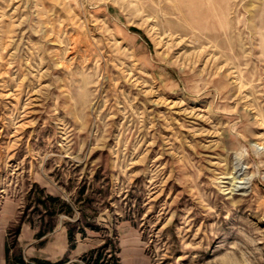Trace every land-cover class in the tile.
<instances>
[{
	"label": "rangeland",
	"instance_id": "1",
	"mask_svg": "<svg viewBox=\"0 0 264 264\" xmlns=\"http://www.w3.org/2000/svg\"><path fill=\"white\" fill-rule=\"evenodd\" d=\"M70 228L73 264H264V0H0V264Z\"/></svg>",
	"mask_w": 264,
	"mask_h": 264
},
{
	"label": "trees",
	"instance_id": "2",
	"mask_svg": "<svg viewBox=\"0 0 264 264\" xmlns=\"http://www.w3.org/2000/svg\"><path fill=\"white\" fill-rule=\"evenodd\" d=\"M39 203L41 205H44L45 210H46V216H49L50 218L56 217L58 214L65 212L66 214H70L71 209L69 205L63 203L60 201L59 198L57 197H52V196H44V200L42 201L41 199H38ZM49 203L50 205H47ZM65 210V211H64ZM52 221V220H51ZM50 222V221H49ZM31 224V223H30ZM32 229H35L34 225H30ZM54 229V225L52 223H48V225H40L39 228H37L36 233L34 235V238L36 240H40L47 236L49 233H51ZM73 229L70 228L67 231V239L70 244L71 250L75 248V235L73 234ZM20 232V227L18 229V233ZM83 232V231H82ZM8 250H6V260L8 261ZM101 255H99L95 259H89L87 260V264H110L109 262H104L101 260ZM9 264V263H8ZM15 264H24V262L21 259H17V262ZM41 264H60V263H49V262H42ZM117 264V263H113Z\"/></svg>",
	"mask_w": 264,
	"mask_h": 264
},
{
	"label": "crops",
	"instance_id": "3",
	"mask_svg": "<svg viewBox=\"0 0 264 264\" xmlns=\"http://www.w3.org/2000/svg\"><path fill=\"white\" fill-rule=\"evenodd\" d=\"M47 237H45L44 240H46ZM43 240V239H42ZM65 247V246H64ZM62 247L61 250L57 247L56 242H46L44 244V247L40 248V254L46 256L44 262L49 263H57L62 259V257L68 252V256L66 260H63L62 262H59L60 264H73L74 258L76 255L74 254L75 249H67L66 247ZM122 254V262L121 264H145L144 259L141 256L140 251L138 248L130 247L126 249Z\"/></svg>",
	"mask_w": 264,
	"mask_h": 264
}]
</instances>
